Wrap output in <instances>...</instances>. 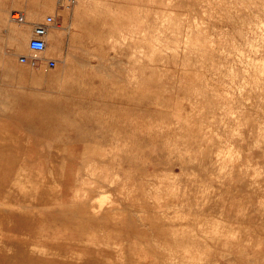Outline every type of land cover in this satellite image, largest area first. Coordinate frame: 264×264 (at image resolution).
Here are the masks:
<instances>
[{
  "label": "rangeland",
  "instance_id": "374dc122",
  "mask_svg": "<svg viewBox=\"0 0 264 264\" xmlns=\"http://www.w3.org/2000/svg\"><path fill=\"white\" fill-rule=\"evenodd\" d=\"M4 116L0 264H264V0H0Z\"/></svg>",
  "mask_w": 264,
  "mask_h": 264
},
{
  "label": "crops",
  "instance_id": "0c3cea01",
  "mask_svg": "<svg viewBox=\"0 0 264 264\" xmlns=\"http://www.w3.org/2000/svg\"><path fill=\"white\" fill-rule=\"evenodd\" d=\"M60 19V15H56L55 19ZM56 22V21H55ZM60 32H61V37H60ZM64 30H62V28H58L57 26H52L49 29V35H48V43H52L53 40H57L59 41L62 40V42H64V35H63ZM63 35V37H62ZM31 68H37V66H30ZM8 69H11L13 71L7 72L10 74H15L16 70H27L28 67H24V66H14V67H8ZM18 74V72H17ZM11 88L7 89L10 90ZM13 89V88H12ZM14 90V89H13ZM11 94V93H10ZM15 94H13L14 96ZM10 100H14L15 97L13 98H9ZM69 116V115H67ZM0 122L3 123H12V125L16 122H18V120L14 117V116H4L2 118H0ZM80 166V163H78ZM78 168V166H76ZM74 167L72 166H68L67 172H66V181L69 180V178L72 177V171ZM49 177V176H48ZM48 185L49 188L48 190H50L51 192V188L53 187V181L52 179H48ZM69 184L66 182V184L61 187V210H60V214H56L55 218L60 217L61 219V230H60V234L62 236V238L66 239L69 238L70 236H72L74 233H76L77 235H79L80 233H83L84 231L78 226L74 227V225L72 224L71 220L73 218H77L78 220L81 219L82 222H84V209H85V204H77V209L74 210L73 208L70 207V203H71V196L69 194V190H68ZM49 194V193H48ZM53 212V211H52ZM50 217H52V213H50L49 215ZM83 227V225H81Z\"/></svg>",
  "mask_w": 264,
  "mask_h": 264
},
{
  "label": "built area",
  "instance_id": "2783aa9c",
  "mask_svg": "<svg viewBox=\"0 0 264 264\" xmlns=\"http://www.w3.org/2000/svg\"><path fill=\"white\" fill-rule=\"evenodd\" d=\"M10 21L14 23H24L26 22L25 15L22 11L13 10L10 13ZM55 24V18L53 16H46L42 21L37 22L33 25L32 35L28 41V48L30 51H34L37 53H42L45 51L47 47V36L49 33V29ZM21 62L29 61L31 65H36L39 57L31 56L30 58L21 55L19 57ZM47 64L49 66L55 65L54 59H47Z\"/></svg>",
  "mask_w": 264,
  "mask_h": 264
},
{
  "label": "bare ground",
  "instance_id": "6f19581e",
  "mask_svg": "<svg viewBox=\"0 0 264 264\" xmlns=\"http://www.w3.org/2000/svg\"><path fill=\"white\" fill-rule=\"evenodd\" d=\"M27 14V13H26ZM162 21L161 22H163L164 21V18L163 19H161ZM166 20V19H165ZM29 22V21H28ZM167 22V21H166ZM170 23V22H169ZM163 24H165V22L163 23ZM167 24V23H166ZM27 25V24H26ZM170 25V24H169ZM96 199V198H95ZM100 199H101V197H100ZM92 200V199H91ZM103 204V203H102ZM98 206H99V204H98ZM2 207H4V206H2ZM13 208H15V207H13ZM93 208V207H92ZM98 209H101V208H98ZM10 210H12V209H10ZM14 210V209H13ZM95 210H96V208H95ZM24 214V213H23ZM19 215H20V212H19ZM26 215V214H25ZM18 217V216H17Z\"/></svg>",
  "mask_w": 264,
  "mask_h": 264
}]
</instances>
